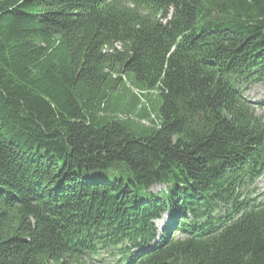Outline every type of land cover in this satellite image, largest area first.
<instances>
[{
    "label": "trees",
    "instance_id": "16d2710c",
    "mask_svg": "<svg viewBox=\"0 0 264 264\" xmlns=\"http://www.w3.org/2000/svg\"><path fill=\"white\" fill-rule=\"evenodd\" d=\"M255 85L264 0H0V264H264Z\"/></svg>",
    "mask_w": 264,
    "mask_h": 264
},
{
    "label": "rangeland",
    "instance_id": "374dc122",
    "mask_svg": "<svg viewBox=\"0 0 264 264\" xmlns=\"http://www.w3.org/2000/svg\"><path fill=\"white\" fill-rule=\"evenodd\" d=\"M248 96L257 95V97L252 98V101H260L264 103V85H255L253 88H251L250 91L247 93ZM264 112V107H262ZM260 114V112H258ZM258 193L261 194V192H264V178L258 181L257 185ZM165 191V187H155L152 189L153 193H157L159 191ZM169 216L165 215L162 217L161 220H157L154 222L155 227L157 228L158 232L164 228V226L169 223Z\"/></svg>",
    "mask_w": 264,
    "mask_h": 264
},
{
    "label": "bare ground",
    "instance_id": "6f19581e",
    "mask_svg": "<svg viewBox=\"0 0 264 264\" xmlns=\"http://www.w3.org/2000/svg\"><path fill=\"white\" fill-rule=\"evenodd\" d=\"M245 144V143H244Z\"/></svg>",
    "mask_w": 264,
    "mask_h": 264
}]
</instances>
